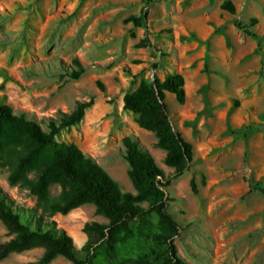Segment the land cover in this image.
<instances>
[{"label":"rangeland","instance_id":"obj_1","mask_svg":"<svg viewBox=\"0 0 264 264\" xmlns=\"http://www.w3.org/2000/svg\"><path fill=\"white\" fill-rule=\"evenodd\" d=\"M225 1L234 5V14L221 9ZM147 4L146 30L125 23ZM251 18L257 20L252 30L262 39V55L256 40L232 24ZM144 38L153 48L137 47ZM74 59L84 69L77 80L70 78L77 70ZM0 70L9 79L2 86L0 75V104L44 131L58 112L69 113L92 97L82 121L56 141L76 145L123 193L135 190L121 141L127 135L138 141L169 181L168 211L181 228L174 244L186 263L264 264V196L249 193L244 180L264 187V0H0ZM174 74L184 79V102L167 92L164 102L174 130L193 151L189 169L178 177L164 165L154 135L122 110L123 95L141 81L162 82ZM6 178L0 169V187L33 207L34 199ZM192 179L197 196L190 191ZM50 192L57 195L59 188ZM52 220L72 237L81 258L84 224L108 223L92 204ZM10 238L0 223V244ZM42 253H12L0 264H34ZM136 253L134 247L118 248L114 257L97 260L119 264ZM49 264L71 263L58 257Z\"/></svg>","mask_w":264,"mask_h":264},{"label":"trees","instance_id":"obj_2","mask_svg":"<svg viewBox=\"0 0 264 264\" xmlns=\"http://www.w3.org/2000/svg\"><path fill=\"white\" fill-rule=\"evenodd\" d=\"M221 9L235 13L230 1H225ZM148 15L147 4L139 16L130 17L125 23L131 22L134 27L146 30ZM232 24L256 40V52L262 55V39L252 30L257 20L251 18L244 23L234 19ZM137 47L153 48L146 38L139 41ZM73 64L77 70L70 73V78L77 80L84 69L76 59ZM0 75L3 86L9 79L4 70H0ZM96 85L104 91L100 82ZM165 92L182 104L185 99L183 77L174 74L162 82L155 77L151 82L141 81L135 91L123 95L122 110L135 116L139 128L154 135L157 148L165 153L164 165L178 177L189 169L193 151L192 145L171 124L164 102ZM92 105L91 97L77 102L69 113L58 112L57 118L47 121V131H44L25 114H15L10 106L0 104V169L7 173L10 187L24 190L35 201L33 207H25L0 187V223L11 237L0 244V261L12 253L41 248L43 253L34 264H49L58 257L71 264H98L99 256L112 258L118 248L134 247L136 255L119 264H188L179 257L174 244L181 228L168 211L164 190L169 181L132 135L123 137L121 142L135 194L121 192L105 170L76 145L56 141L61 131L79 124ZM243 165L247 167L246 151ZM244 180L249 193L264 196L263 186L248 178ZM53 186L59 188L57 195L50 192ZM190 191L193 196L198 195L194 179L190 182ZM87 204L94 205L96 215L104 217L108 223L84 224L82 232L87 241L81 248L85 253L81 258L75 252L72 237L58 228L52 218L65 216Z\"/></svg>","mask_w":264,"mask_h":264}]
</instances>
